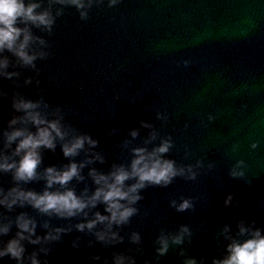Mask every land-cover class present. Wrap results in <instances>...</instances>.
Segmentation results:
<instances>
[{"label": "water", "instance_id": "obj_1", "mask_svg": "<svg viewBox=\"0 0 264 264\" xmlns=\"http://www.w3.org/2000/svg\"><path fill=\"white\" fill-rule=\"evenodd\" d=\"M47 3L42 0V5ZM32 31L46 41L48 55L37 58L33 69L3 53L9 60L6 70L19 75L0 77V89L7 93L0 96V127L12 114L13 90L41 99L48 105L46 111L59 105L62 122L94 138L92 151L103 157L85 162L83 179L69 182L77 193L95 187L89 168L107 172L114 163L127 165L132 147L150 148L161 137L172 140L168 158L178 163L202 161L193 180L178 176L167 186L141 189L137 213L127 224L113 226L123 240L106 245L92 233L71 227L52 244L49 264H102L113 251L133 256L136 264L145 260L182 264L183 256L211 264L213 257L224 255L225 224L229 235H235L237 220L264 232V0H119L111 7L104 0L88 10L85 20L74 7L66 6L51 33ZM184 60L189 63L183 64ZM25 77L31 82L25 84ZM130 129H136L135 137ZM150 133L154 138L149 139ZM252 141L255 148L250 147ZM86 155L91 152L66 158L57 142L54 151L42 150L40 167H59ZM237 159L244 161L240 166L244 175L233 178L228 170ZM11 183L8 174L0 175V186ZM23 186L39 191L43 181ZM229 193L232 201L225 205ZM181 196L192 198L191 209L178 212L169 204ZM21 210L36 218L41 235L44 220L50 226H73L83 219L48 217L27 206L0 209V215L11 220ZM97 210L103 212V205L86 211L91 216ZM181 224L190 234L179 245L170 242L167 252L157 258L156 237L161 232L175 234ZM14 230L12 225L8 235ZM132 231L140 234L139 243L128 239ZM74 239L78 248L70 244ZM34 247L25 245L26 251ZM91 253H99L100 259H90ZM0 264L14 262L5 256Z\"/></svg>", "mask_w": 264, "mask_h": 264}, {"label": "clouds", "instance_id": "obj_2", "mask_svg": "<svg viewBox=\"0 0 264 264\" xmlns=\"http://www.w3.org/2000/svg\"><path fill=\"white\" fill-rule=\"evenodd\" d=\"M104 0H48L42 5V0H0V77L9 79L18 76L16 71L6 70L9 60L5 51L15 57L21 66L36 68L37 58L43 59L48 55L46 41L33 33L37 28L43 32H52L55 18L59 17L64 7H74L81 20L87 19L88 10L93 5H100ZM119 0H106L111 7ZM56 5L53 11V6ZM187 65L188 60L182 61ZM38 72L39 70L36 69ZM31 82V77H25L24 83ZM36 83H39L37 80ZM7 95L0 89V96ZM12 114L0 127V175L8 174L12 183L8 187L0 186V209L12 211L26 206L44 216L72 218L81 216L73 226H50L47 220L40 223L45 231L41 235L36 231L37 220L29 212H16L11 220L0 215V262L5 256L14 264H49L47 256L53 243L61 240V235L74 227L79 232H90L97 241L106 245L115 244L123 237L113 230V226L125 225L135 215L138 209L136 202L142 197L140 190L147 185L167 186L175 177L187 180L196 178L197 170L202 161L196 159L192 163H178L165 154L172 146L171 138L161 137L159 143L152 147L144 145L130 149L131 158L125 164H112L107 172L95 168L88 169V176L95 187L88 191L85 187L79 193L68 186L75 178L83 179L81 169L85 162L102 161L103 157L92 151L97 141L87 133H76L62 122L59 105L46 111L47 104L41 99L27 98L24 94L13 90L10 98ZM161 115L157 112V117ZM166 119V115H165ZM213 119L208 115V120ZM145 127H151L144 121ZM129 134L135 137L136 129H130ZM155 133H150L149 139ZM57 142L62 155L66 158L77 156L81 151L91 152L84 160L68 159L67 163L57 167L54 164L44 165L41 169L42 150H55ZM148 141H145V145ZM87 145V147H85ZM250 147L255 148L252 141ZM236 145L233 144V150ZM244 161L237 159L235 165L228 170L233 178L244 175L240 167ZM42 180L43 187L36 191L25 187L29 182ZM131 181L130 183H126ZM55 186V187H54ZM232 195L225 196L223 203L228 205ZM97 203L103 205V212L97 210L89 216L87 209H94ZM169 204L176 211L182 212L193 207L192 198L181 196L177 201L170 200ZM14 232L8 235L10 227ZM100 225L101 227H97ZM227 243L224 245V255L213 257L211 264H264V232L252 223L245 224L243 220L236 221L235 235H229L228 225L221 229ZM189 228L179 225L175 234L161 232L155 239L154 249L159 256L164 255L169 243L179 245L188 236ZM7 237V238H5ZM132 243H139L140 234L132 231L128 236ZM35 245L31 251H26L25 245ZM73 248H78L76 240L70 241ZM183 256V249L180 250ZM90 259H100L99 253H91ZM102 264H136L135 258L123 252L113 251L111 258L105 257ZM144 264H148L145 260ZM182 264H202L195 257L183 256Z\"/></svg>", "mask_w": 264, "mask_h": 264}]
</instances>
